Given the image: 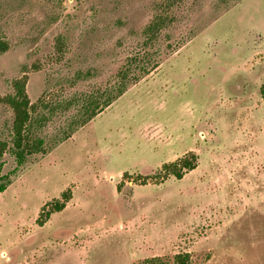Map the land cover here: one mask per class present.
I'll list each match as a JSON object with an SVG mask.
<instances>
[{
    "label": "rangeland",
    "instance_id": "obj_1",
    "mask_svg": "<svg viewBox=\"0 0 264 264\" xmlns=\"http://www.w3.org/2000/svg\"><path fill=\"white\" fill-rule=\"evenodd\" d=\"M0 39L44 141L3 157L0 264H264V0H0Z\"/></svg>",
    "mask_w": 264,
    "mask_h": 264
},
{
    "label": "trees",
    "instance_id": "obj_2",
    "mask_svg": "<svg viewBox=\"0 0 264 264\" xmlns=\"http://www.w3.org/2000/svg\"><path fill=\"white\" fill-rule=\"evenodd\" d=\"M9 50L8 42L0 39V55L6 53ZM128 74L123 75V79H127ZM124 82L121 83L117 97H97L88 96L82 100V108L85 116V121L82 124H86L93 118L98 116L105 108L119 96H121L126 88ZM28 76L24 74L22 77L13 80V94L0 97V102L8 105L14 114L13 125L11 129V139L0 140V192H3L7 185L3 183L7 176L3 175L4 168V155L9 152L16 160L17 167H20L25 162L27 155L37 152L43 147L44 141L40 138H33L31 135V129L33 126V112L35 105L31 103L27 93ZM261 97L264 101V84L260 88ZM36 122H38L36 120ZM81 124V126H82ZM198 156L195 153H188L183 158L176 160L175 162L164 164L158 176H174L181 180L184 175L197 168ZM66 196V195H64ZM68 198L64 202L57 201L49 211L48 215L54 212H60L64 209ZM176 264H192L189 254H179L175 256Z\"/></svg>",
    "mask_w": 264,
    "mask_h": 264
}]
</instances>
